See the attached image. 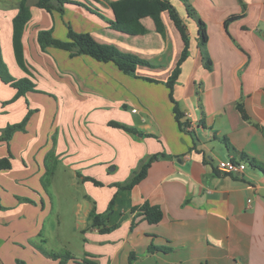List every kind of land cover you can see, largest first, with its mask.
Here are the masks:
<instances>
[{
	"label": "crops",
	"instance_id": "obj_1",
	"mask_svg": "<svg viewBox=\"0 0 264 264\" xmlns=\"http://www.w3.org/2000/svg\"><path fill=\"white\" fill-rule=\"evenodd\" d=\"M19 1L0 0L3 55L13 76L29 77L37 91L10 101L17 89L0 78V129L36 111L25 131H17L9 142L0 140V158L10 151L13 155L12 168L0 171V183L8 177L16 184L31 181L35 158L43 155L47 162L54 134L49 130L57 126L54 148L67 157L61 160H79V194L53 203L30 187L26 195L1 198L7 208L0 209V264H17L18 259L63 264L38 246L70 252L75 259L64 264H264V0H170L190 38L189 56L174 87L184 129L165 84L184 48L168 11L162 12L166 37L150 16L141 19L147 33L130 35L109 27L115 13L108 2L114 0H71L63 12L29 0L32 18L23 33L24 69L13 47ZM232 16L237 19L226 23ZM200 20L208 34L210 68L199 47ZM68 25L150 65H140L132 75L89 55L72 56L57 47L42 50L37 40L41 29H53L57 38L67 39ZM112 121L140 132H127ZM37 142L41 144L34 153ZM154 154L159 158L144 179L131 189H117L116 182L128 179ZM230 157L245 161L247 168L237 173L219 170V161ZM146 202L161 206L160 222L147 220L141 211ZM65 205L72 207L75 221L66 219ZM93 209L107 213L103 225L92 224ZM53 214L56 225L46 230Z\"/></svg>",
	"mask_w": 264,
	"mask_h": 264
},
{
	"label": "trees",
	"instance_id": "obj_2",
	"mask_svg": "<svg viewBox=\"0 0 264 264\" xmlns=\"http://www.w3.org/2000/svg\"><path fill=\"white\" fill-rule=\"evenodd\" d=\"M71 0H36L35 5L47 9L49 11L56 9L60 12L64 11L65 4L71 3ZM115 13L114 20L108 21L109 27L122 31L130 35H140L147 33V27L142 23L141 19L150 16L154 19L156 27L159 33L166 37V27L162 19V12L168 11L171 19L175 23L176 27L179 29L183 41L184 48L182 54L178 60V63L173 70L169 79L165 84L170 89V98L175 104L174 112L175 117L179 123L181 129H184L185 124L181 121L183 117V112L179 107L178 102L174 98V87L178 80L179 74L181 72V66L183 62L189 56L190 38L187 31V26L184 23L179 11L175 5L170 0H114L108 2ZM189 14H193V10L190 5H187ZM32 18V12L29 0H20L18 3V12L13 18V47L15 51V56L19 65L27 69V64L25 60V52L23 47V33ZM237 19L236 16H232L226 20L229 23ZM38 43L42 50H46L48 47H57L70 52L72 56L76 55H89L102 62H114L123 72L127 74L136 75L137 68L140 65H150V63L137 56L136 54L130 52H124L118 49L112 44H105L97 41L89 32H77L71 25H68V38L60 39L54 35L53 29H41L38 33ZM199 47L202 54L206 60L207 66L211 67V60L207 50L208 34L206 26L203 21H199ZM0 78L1 80L13 86L17 89V94L10 100L14 101L20 96H25L29 91H37L36 84L29 77L15 78L10 71L7 62L4 59L3 47L0 35ZM151 81H157L152 78H147ZM9 101V102H10ZM239 110L241 111L243 117L247 118V113L242 105H239ZM33 110L25 115L22 121L14 124H9L5 128L0 129V140L9 142L17 131H25L27 124L33 114ZM111 125L120 127L130 133L140 132L136 127L129 126L124 123L112 121ZM12 153L9 152L8 156L0 158V171L12 168ZM159 158V154L151 155L148 158H144L140 165L132 172L130 177L123 182H116L114 185L118 189H131L137 185L142 179L148 174V170L154 160ZM50 172V171H48ZM86 180L93 181L96 185H103L102 181L91 177L85 176ZM19 200L31 201L27 197L18 196ZM114 199L110 202L109 212L113 209ZM7 206L3 205L0 197V209H6ZM141 211L150 223H158L163 219V210L161 206L154 205L149 202L144 203L141 206ZM93 225L101 226L105 223L107 218V213L100 214L93 209L90 214ZM111 228L102 227L101 231H109ZM40 249L47 255L53 257L54 259H60L61 263H65L68 259H75V257L70 253H58V252H48ZM17 264H26L24 260L18 259ZM207 264V263H203Z\"/></svg>",
	"mask_w": 264,
	"mask_h": 264
},
{
	"label": "rangeland",
	"instance_id": "obj_3",
	"mask_svg": "<svg viewBox=\"0 0 264 264\" xmlns=\"http://www.w3.org/2000/svg\"><path fill=\"white\" fill-rule=\"evenodd\" d=\"M35 111L36 110H34V112ZM57 129L58 127L55 126L52 127V130H49V132L53 131L54 134L51 135L52 140L50 141V144L52 145V147L50 149L51 152L50 151L48 152L49 155L46 164L44 163L43 155L42 157H40V159L35 158L36 169L34 172H32V175L35 176L31 179V181H24V182L21 181V184H16L14 181H11V177H8L4 181H2L0 183V197L2 199L6 200L7 198L10 197L14 198V193L18 195H26L25 191H27L28 188L30 187H33L35 191L40 193L43 197L44 196L50 197L53 200V203L59 202L60 199L58 200V198L75 197L77 194H79V185L75 184V180H76L75 171L79 172V163L77 164L79 160L75 159V160H71V162H66L65 160L67 159V157H65L66 155H60L59 153L56 152V148H54V144L57 141V135H58L56 134ZM60 132L61 131H59L58 133ZM40 144L41 142H37V148L35 149L34 153H38L39 151L38 146ZM62 156H64L65 159L61 160ZM31 160L34 161V158H32ZM39 160L41 163L40 166H38ZM49 170L50 172H48ZM80 189L84 191L85 187L81 185ZM56 207L58 206L55 205V208ZM64 207L66 211V219L67 220L72 219V221H75L76 218H74L72 207L69 205H65ZM56 221H57L56 215L53 214L51 216L50 221L49 222L47 221L46 230L50 229V226L53 228L54 225H56ZM81 236L82 234L79 232V238H77V240L79 241V254H80V249L82 248ZM38 242L41 245H43V241L39 240ZM73 243L74 242H72L73 247L72 246L71 247L76 251L77 249L76 244L74 245ZM44 246L49 247L48 244H45Z\"/></svg>",
	"mask_w": 264,
	"mask_h": 264
},
{
	"label": "built area",
	"instance_id": "obj_4",
	"mask_svg": "<svg viewBox=\"0 0 264 264\" xmlns=\"http://www.w3.org/2000/svg\"><path fill=\"white\" fill-rule=\"evenodd\" d=\"M136 111V109H134ZM218 168L225 173L243 172L247 168L245 161L237 160L233 157L222 159L218 163ZM251 201V199H249Z\"/></svg>",
	"mask_w": 264,
	"mask_h": 264
}]
</instances>
